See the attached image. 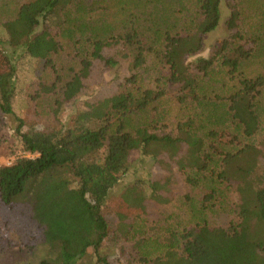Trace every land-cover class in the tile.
I'll return each mask as SVG.
<instances>
[{"label": "trees", "instance_id": "obj_1", "mask_svg": "<svg viewBox=\"0 0 264 264\" xmlns=\"http://www.w3.org/2000/svg\"><path fill=\"white\" fill-rule=\"evenodd\" d=\"M222 3L227 34L200 55L220 25ZM0 27V43L11 50L0 49V128L4 115L15 117L13 133L35 154L0 166V200L29 204L53 252L42 264H74L89 247L97 264H109L98 250L109 232L104 205L138 173L133 152L143 163L173 159L190 186L191 223L177 225L154 254L143 251L140 264H264V138L253 141L264 131V0H0ZM113 43L131 71L116 93L65 126L24 129L12 105L18 51L37 60L32 99L50 110L76 96L93 58L114 64L101 53ZM146 67L148 83L136 72ZM224 184L239 196L226 227L206 218ZM163 185L134 177L120 196L142 206L150 189L165 201L156 192ZM138 220L129 231L140 232ZM146 243L154 241L138 246Z\"/></svg>", "mask_w": 264, "mask_h": 264}, {"label": "rangeland", "instance_id": "obj_2", "mask_svg": "<svg viewBox=\"0 0 264 264\" xmlns=\"http://www.w3.org/2000/svg\"><path fill=\"white\" fill-rule=\"evenodd\" d=\"M226 16V8L222 3L220 25L207 34L204 51L200 55H208L213 41L227 34L223 24ZM5 38V31L0 27V39ZM0 49L3 50L2 53H11L7 44L0 43ZM101 53L104 58L113 59L114 64L106 65L104 60L93 58L87 75L82 77V85L76 96L69 101L58 103L49 110L36 105V100L32 99L37 81V60L18 51L13 60L16 67V90L12 105L16 117L24 120V129L34 127L52 130L61 125L65 126L80 110L116 93L131 73L128 60L123 56L120 43L104 46ZM2 68L0 55V69ZM136 72L144 82H149L150 69L141 68ZM2 118H4V126L0 131L4 135V140L0 144V166L9 165L20 157H33L35 154L25 151L18 137L13 133L16 118L10 115H4ZM263 138L264 131L253 141L260 143ZM137 155V152H133L131 157L135 158L133 166L138 173L127 175L122 179L113 188L104 205L109 232L98 250L109 264H140L143 251L147 254L152 250L154 254L159 245L168 243L172 233L178 231L177 225L189 224L190 221L184 203V195L190 191L185 171L180 169L173 159L165 156L159 155L156 163L151 160L143 163L138 161ZM261 166L264 168V154L261 157ZM134 177H148L151 181L164 184L156 192L165 201L153 198L151 190L146 189V198L142 206L135 207L124 203L120 196L121 189L128 182H132ZM221 187L222 190L225 187V194L222 196L223 191L217 194V205L208 208L206 218L211 225L226 227L235 219L233 207L239 202V196L233 185L224 184ZM224 198L227 202L222 201ZM116 213H122L127 218L121 222ZM135 213L140 215L133 217ZM138 218L142 219L141 229L140 232L133 233V230L129 231L128 228L130 224L139 221ZM144 238L153 240L154 243L152 245L146 243L147 247L141 249L138 242ZM52 253L44 241L43 227L32 218L29 204L20 201L5 205L0 200V264H42V260H48V256ZM96 259L94 249L89 247L85 255L74 264H97Z\"/></svg>", "mask_w": 264, "mask_h": 264}]
</instances>
